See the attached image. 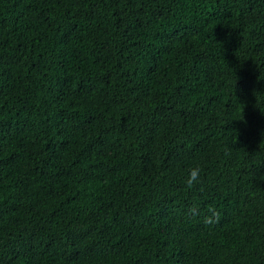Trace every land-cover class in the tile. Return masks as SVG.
<instances>
[{
    "label": "trees",
    "instance_id": "1",
    "mask_svg": "<svg viewBox=\"0 0 264 264\" xmlns=\"http://www.w3.org/2000/svg\"><path fill=\"white\" fill-rule=\"evenodd\" d=\"M0 264H264V0H0Z\"/></svg>",
    "mask_w": 264,
    "mask_h": 264
},
{
    "label": "clouds",
    "instance_id": "2",
    "mask_svg": "<svg viewBox=\"0 0 264 264\" xmlns=\"http://www.w3.org/2000/svg\"><path fill=\"white\" fill-rule=\"evenodd\" d=\"M198 179V170H192L189 175V184L195 182Z\"/></svg>",
    "mask_w": 264,
    "mask_h": 264
}]
</instances>
